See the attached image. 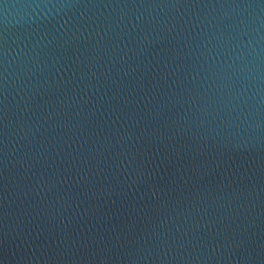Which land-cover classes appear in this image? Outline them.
<instances>
[{"label":"water","instance_id":"obj_1","mask_svg":"<svg viewBox=\"0 0 264 264\" xmlns=\"http://www.w3.org/2000/svg\"><path fill=\"white\" fill-rule=\"evenodd\" d=\"M0 264H264V0H0Z\"/></svg>","mask_w":264,"mask_h":264}]
</instances>
